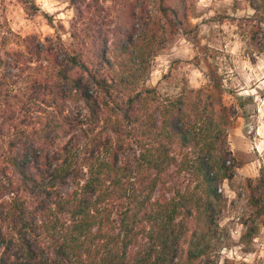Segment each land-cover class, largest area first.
Here are the masks:
<instances>
[{"label": "trees", "instance_id": "16d2710c", "mask_svg": "<svg viewBox=\"0 0 264 264\" xmlns=\"http://www.w3.org/2000/svg\"><path fill=\"white\" fill-rule=\"evenodd\" d=\"M65 1L67 40L21 36L0 19V61L22 84L0 71V264H218V184L239 166L227 141L237 109L222 102L208 46L195 56L205 86L146 85L153 58L193 30L195 1ZM249 5L237 25L261 53L264 0ZM245 189L242 241L264 225V162Z\"/></svg>", "mask_w": 264, "mask_h": 264}, {"label": "rangeland", "instance_id": "374dc122", "mask_svg": "<svg viewBox=\"0 0 264 264\" xmlns=\"http://www.w3.org/2000/svg\"><path fill=\"white\" fill-rule=\"evenodd\" d=\"M33 1L39 9L29 14L16 0H4L0 19H5L6 25L21 36L32 33L44 41L46 37L56 40L59 35L67 40L69 23L75 13L73 7L65 0ZM194 1L195 16L189 19L193 30L187 35L177 34L153 58L146 85L156 86L163 95L176 94L181 84L192 88L205 86L208 80L205 64L203 61L196 64L195 56L201 55V46L209 47L208 60L223 76L222 102L237 109L227 141L239 166L230 182L224 180L218 184V192L226 199L217 220L224 245L218 251V264L224 261L264 264V225L259 226L251 240L240 239L246 228L244 221L251 214L246 202V179L257 177L264 162V52L250 53L253 50L247 44V36L241 35L237 25L240 18L252 15L253 10L250 0ZM18 47L10 43L5 49ZM2 62L0 71L15 79L14 89L22 87L15 75L17 68ZM70 188V184L65 186L66 190Z\"/></svg>", "mask_w": 264, "mask_h": 264}]
</instances>
